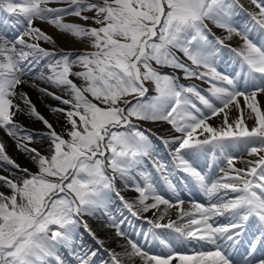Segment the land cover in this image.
<instances>
[{
	"label": "snow or ice",
	"instance_id": "6c2138e0",
	"mask_svg": "<svg viewBox=\"0 0 264 264\" xmlns=\"http://www.w3.org/2000/svg\"><path fill=\"white\" fill-rule=\"evenodd\" d=\"M250 2L257 11L240 0H0V129L36 167H22L0 140V264H95L101 251L103 264H264V0ZM38 21L87 48H59ZM234 37L238 46L225 43ZM225 50L228 74L218 70ZM23 85L68 106H49L64 117L61 132ZM18 114L47 131H30ZM158 122L178 135L143 127ZM35 140L47 141V154ZM193 191L206 203L190 199L186 210L182 193ZM113 209L148 225L143 243ZM85 217L112 229L121 250L106 248ZM154 241L166 251L147 250ZM192 244L191 254L178 250Z\"/></svg>",
	"mask_w": 264,
	"mask_h": 264
},
{
	"label": "bare ground",
	"instance_id": "6f19581e",
	"mask_svg": "<svg viewBox=\"0 0 264 264\" xmlns=\"http://www.w3.org/2000/svg\"><path fill=\"white\" fill-rule=\"evenodd\" d=\"M75 18V17H74ZM74 18H71L73 22H79L82 23L80 20H78L77 18L76 21ZM69 21V20H68ZM38 25L46 32H48L50 35H52L57 42V46L59 48H65V49H86L87 45L86 44H81L78 43L74 40V38L68 36L67 34H62L59 33L53 26L50 25V27H48V25L46 24L45 28L43 23L37 22ZM52 28V29H51ZM216 32L217 35H224V33L222 32V30L219 29H215L214 30ZM50 46V45H47ZM79 79H76V81H78ZM40 83V82H37ZM41 87L45 86L44 84H40ZM23 88L24 91H26L29 95V97L32 99V102L36 105L37 111H39L42 115H44V117L46 119L49 120L50 123H55L57 124L60 128H63V124L65 125V121H64V117L61 114H57L56 116H53V113L50 111L49 106L53 105V106H60V107H68V106H64L62 105L59 101H56L54 99H52L51 97H47V96H43L42 93H40L39 91H37L35 88H30L28 85H23L21 86ZM55 91L54 89H51ZM262 101L264 100V95L261 96ZM246 108V107H245ZM232 112V111H231ZM246 112H248V109H246ZM245 115V114H244ZM247 115V114H246ZM16 117L20 118L22 117V115L18 114ZM21 119V118H20ZM33 118H31L32 120ZM25 121V120H24ZM213 122H217V118H213L212 119ZM27 122V121H26ZM34 122V120H33ZM42 122L36 120V125L40 124ZM143 126L148 127L149 129H151L152 131L156 132L159 136H170V135H178L177 133H175L171 127L169 126V124L165 123V122H158V123H145ZM58 130V132H61L60 129L56 128ZM0 140H3L5 142L6 145V151L12 155V157L14 159H17L20 163H22V165H30L31 161H27V158L25 156V154H23L22 152L17 150L16 144L14 143L12 138H9L5 132H1L0 131ZM244 164L240 161L236 162V167H243ZM186 194V193H183ZM137 194L134 192H125V197H129L130 199L132 197L136 198ZM195 196H191V198H194ZM183 198V197H182ZM184 199V198H183ZM189 201H185V209L187 210L189 207L188 204ZM163 207V206H161ZM171 217L173 219H175V209L170 210ZM145 216L151 217L152 216V212L149 213H145ZM123 217H126V222H125V227L128 223H131V225H136L139 221L133 222L130 220L129 217L126 216L125 213H123ZM120 217V215L118 214V219L119 218H123ZM222 220H225V223H227V218L226 217H221ZM86 220L88 221V225L89 227L96 232L97 236L101 239H104L106 241L105 243V247L106 248H111V249H115L117 251H120L121 249L118 247L119 243H122L121 240H119L118 238H116L114 236V232L112 229L104 227L103 223L101 222V220L96 219L94 217H86ZM217 220V219H216ZM217 223L221 224V222ZM147 224H144V228H147ZM129 233V235L135 239L136 241L139 242L140 239H137L135 236V233L131 230H126ZM195 247V245H192L189 247L192 248ZM188 249V254H191V252ZM148 250V249H147ZM136 264H139V260L137 258Z\"/></svg>",
	"mask_w": 264,
	"mask_h": 264
},
{
	"label": "rangeland",
	"instance_id": "374dc122",
	"mask_svg": "<svg viewBox=\"0 0 264 264\" xmlns=\"http://www.w3.org/2000/svg\"><path fill=\"white\" fill-rule=\"evenodd\" d=\"M240 2L246 7V8H248L249 9V11H257V9H255V7H254V5H252L251 4V2H250V0H240ZM55 5V4H54ZM58 6H63V5H58ZM87 15H89V16H92L93 15V13H91V12H89V13H86ZM69 18H71V17H65V20L66 21H68L69 20ZM244 19H247V17H244ZM84 23V22H83ZM89 25H91V23H92V21L90 20V21H88L87 22ZM234 41H236V44H240L241 43V41L239 40V38H233L231 41H225V43H228V44H231V45H233V42ZM45 47H47L46 45H44ZM66 50V49H65ZM228 56H229V54L227 53V51L225 50V52H224V56L223 57H221V62H220V65H219V68H218V70H220V71H222V72H225L226 74H228V73H231L232 71H233V69L229 66V63L227 62L228 61ZM164 69H166V71L167 72H172L173 70L172 69H169V68H164ZM166 71H163V72H166ZM182 81V80H181ZM198 81V80H197ZM83 82L81 81V80H79L78 82H77V85L79 86V85H81ZM183 83H185V84H188V83H192V82H183ZM55 90V89H54ZM150 95L151 94H154V93H149ZM89 98H91V97H89ZM240 99V104H243V105H245V102L243 101V102H241V98H239ZM262 110H264V108H262ZM232 112L229 114V118H230V122H231V120H233V119H236V118H238V116H239V112L235 109V111L232 109L231 110ZM245 115V122L248 124V126L251 128L252 126H253V124H254V120H252V119H249L248 118V114L246 115V113H244ZM26 117H28V116H26ZM30 117V116H29ZM28 117V118H29ZM15 118H17V117H15ZM32 118H34V117H32ZM217 118V117H216ZM18 119V118H17ZM18 121V120H17ZM221 121H222V119H219V121H218V118H217V122H213L212 121V119H211V122H213V123H211L213 126H218V125H220L221 124ZM25 127L26 128H28L30 131H33V132H38V133H43V132H46L47 131V129L45 128V126H41L40 124L37 126V127H39V128H36L35 127V125H32V124H30V123H28V124H26L25 125ZM47 141L46 140H44V141H41V140H35L30 146L31 147H36V148H38L41 152H43L44 154H47ZM154 143H157V141H155L154 140ZM46 144V145H45ZM158 144V143H157ZM9 154V153H8ZM247 154V152L246 151H243V150H241L239 153H238V155H242L243 157H244V155H246ZM10 155V154H9ZM11 157H12V155H10ZM251 158H247V157H244V159H256V157L255 156H250ZM13 158V157H12ZM14 159V158H13ZM17 161V160H16ZM27 161H30L29 159H27ZM17 163H18V161H17ZM146 164H147V162H146ZM21 166H23L22 165V163L20 164ZM25 167H27V168H29L31 171H36V167H35V165L32 163V162H30V165H25ZM148 167H149V165H148ZM2 174H4V175H7L8 173L7 172H3ZM3 190V189H2ZM145 224V223H144ZM144 224L141 226L142 228H144ZM137 226H140V223L138 222L136 225H131V228H130V230L131 231H133L134 233H135V236H136V238L137 239H142V233L141 232H138L137 231ZM136 227V228H135ZM124 229H126V227L124 228ZM79 232H80V234L83 236V240H84V243L87 245V246H89V247H92V248H95L96 247V245H95V242L87 235V233H85L84 231H82V230H79ZM139 240V241H140ZM108 259V257H107V254L106 253H104L103 251H101L99 254H98V261L97 262H95V264H103V261H106Z\"/></svg>",
	"mask_w": 264,
	"mask_h": 264
}]
</instances>
